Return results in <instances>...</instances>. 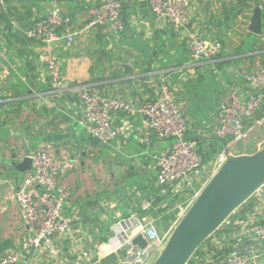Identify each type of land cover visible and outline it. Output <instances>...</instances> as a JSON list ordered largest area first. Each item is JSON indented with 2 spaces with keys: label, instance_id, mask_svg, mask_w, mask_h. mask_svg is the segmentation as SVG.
Masks as SVG:
<instances>
[{
  "label": "crops",
  "instance_id": "obj_1",
  "mask_svg": "<svg viewBox=\"0 0 264 264\" xmlns=\"http://www.w3.org/2000/svg\"><path fill=\"white\" fill-rule=\"evenodd\" d=\"M100 1L0 0V256L17 248L18 241L29 233L17 205L8 198L25 176L14 168L12 162L23 160L42 143L52 144L57 157L66 154L78 158L77 167L60 176L58 183L69 192L65 211L67 214L77 212L74 226L78 228L85 246L92 251L98 246L100 250L104 249L110 225L117 219L128 216L152 219V213L154 218H159V213L164 212L165 202L169 200L167 196L183 202L188 199L185 195L171 194L168 188L163 190L155 186L156 167L152 153L167 148L169 140L154 144L142 142L139 137L141 116L118 113L112 122L117 130L116 137L109 144L99 142L77 122L82 89H97L120 97L139 95L153 99L157 97L160 85L166 82L184 114L188 105L197 103H190L191 89H195L192 85L201 86L200 81L212 69L215 80L224 91L223 99L219 101L217 98L212 106L206 105L199 112V118L184 115L186 136L197 143L205 162H209L212 158L206 154V144H219L220 149L224 145L228 147V142L223 143L226 139L216 137L212 130L218 108L227 100L228 88L236 86L245 94L250 91L233 70L238 67L255 69L264 60V47L254 49L258 42L254 37L261 34L255 35L248 30L257 5L253 0L192 2L186 22L178 30L152 14L149 0H121L124 22L121 33L102 27L83 29L88 9ZM54 7L66 13L79 32L73 42L60 39L51 44L62 78V86L57 91L50 88L45 63L40 58L43 42L27 38L24 34L27 27ZM260 7L261 16H264V4ZM235 16L236 22L232 20ZM245 19L242 50L234 52L231 47L223 48L213 60L191 62L187 48L190 35L216 38L222 43L217 35L237 32L239 23ZM195 98L198 100L200 96ZM203 102L204 105L207 103ZM255 114L257 117L254 119L264 120V108ZM104 156H114L118 160L114 167L119 168L117 173L111 172L113 184L108 189H103L101 184L98 187L92 181L93 170L88 164L94 159L102 167ZM97 172L95 169L93 173L99 178L96 174L103 172ZM118 173L120 178L115 185L113 178ZM148 200L153 204L152 209L142 211V203ZM182 212L181 209L168 219L171 225L166 230L174 226ZM252 214L256 222H264V199L256 202L251 198L239 206L230 217L231 223L223 224L207 238L201 246L202 251L209 255L214 252L216 263L236 250L249 256L251 263L264 264L263 243L250 236H239L242 223ZM64 244L61 254L55 259L47 254L37 256L30 253L18 264H107L113 257L103 253L92 261L81 260L80 263L77 254L70 252L68 244Z\"/></svg>",
  "mask_w": 264,
  "mask_h": 264
},
{
  "label": "built area",
  "instance_id": "obj_2",
  "mask_svg": "<svg viewBox=\"0 0 264 264\" xmlns=\"http://www.w3.org/2000/svg\"><path fill=\"white\" fill-rule=\"evenodd\" d=\"M253 1L264 4V0ZM192 2L196 3L198 0H149L148 3L156 18L168 21L173 29L178 30L186 22L187 10ZM121 11V0H101L88 9L83 29L102 27L121 33L124 30ZM78 33L71 18L57 7L52 8L43 18L35 20L24 31L27 38L40 40L44 44L40 58L45 63L49 85L53 91L61 88L62 78L51 44L60 39L73 42ZM187 48L191 62L197 63L217 58L223 45L216 38L192 34L187 40ZM233 72L244 80L250 90L249 94L242 93L236 86L229 87L227 100L220 104L212 127L216 137L227 139L230 144L238 143L247 136L248 119L264 108V60L255 69L238 67ZM79 100L81 110L77 118L78 124L103 144H109L117 135L112 122L118 113L141 116L139 137L142 142L154 144L156 141L171 140L163 151L152 153L156 167L155 186L163 190L168 188L173 195L188 196L183 202L185 208L182 214L226 159L222 149L209 162H205L197 143L186 136V118L178 106L173 90L166 82L160 85L159 93L153 99L139 95L120 97L84 88L80 91ZM29 157L31 169L25 172L22 181L8 197L17 205L19 216L29 233L18 241L17 248L0 256V264H18L30 253L37 256L47 254L55 259L61 254L64 243L68 244L70 252L77 254L80 263L81 260L92 261L103 253L104 256L114 255L117 264L152 263L154 253L161 250L173 227L159 232L153 218L121 217L110 225L104 249L100 250L98 246L97 250L92 251L85 246L78 228L74 226L78 219L77 212L66 213L69 192L58 183L60 176L77 167L78 158L68 157L66 154L57 157L52 144L48 142L40 144ZM263 186L264 184L249 198L256 202L264 199ZM152 207V202L148 200L142 203L141 210L149 211ZM256 221L252 214L250 219L242 223L239 236H250L264 245V222ZM229 223L230 217L223 224ZM150 231L154 235L153 246L146 236ZM138 234H142L147 240L144 249L132 243V239ZM201 246L194 259L204 264H255L251 263L249 256L236 250L216 263L215 253L205 254Z\"/></svg>",
  "mask_w": 264,
  "mask_h": 264
},
{
  "label": "water",
  "instance_id": "obj_3",
  "mask_svg": "<svg viewBox=\"0 0 264 264\" xmlns=\"http://www.w3.org/2000/svg\"><path fill=\"white\" fill-rule=\"evenodd\" d=\"M261 5L257 3L248 30L262 33ZM225 161L200 189L173 226L166 242L151 264H187L197 249L218 230L260 186L264 184V141L250 153H232L226 145ZM20 172L31 169L29 156L13 161ZM132 243L144 249L147 240L136 235Z\"/></svg>",
  "mask_w": 264,
  "mask_h": 264
},
{
  "label": "rangeland",
  "instance_id": "obj_4",
  "mask_svg": "<svg viewBox=\"0 0 264 264\" xmlns=\"http://www.w3.org/2000/svg\"><path fill=\"white\" fill-rule=\"evenodd\" d=\"M232 20L234 22H236L237 16L232 18ZM236 28H237V26H236ZM245 28H246V19L243 22L239 23V27H238L237 32L231 33V34H226L224 36H221L222 34L217 35V37H220L222 39L223 48L229 49L231 47L232 49H234V52H238V51L242 50L243 46L241 47V43L245 40L244 39V36L246 33ZM262 30H263V32L261 33V35L259 37H254L255 41H258L257 43H255L254 49L264 47V22L262 25ZM200 82L202 83L201 86H198L195 84L192 85V87H195V89H191L192 91L190 93L192 94V98H191L190 103L193 104L196 101H197V103H194V105L190 104L185 109L184 115H186L188 118H192V119L199 118L201 116V114L199 112L203 111L206 105L212 106V104L216 101L217 98L219 101H221L224 97V91L222 90V88L218 84L217 80H215L212 69L209 70L205 79H203ZM196 96L197 97L200 96V98L197 100V98H195ZM188 98H189V95H188ZM203 101H205L207 103L204 105ZM252 117L253 118L248 119V121L246 123V126L249 130L247 136L238 143H232V144L228 143L227 146L229 147L230 150L235 151L237 153L251 152L254 149H256L264 141V120H259L257 122V120L254 119V117H257L256 114H254ZM169 141H171V140H169ZM218 149H220L219 144H213V143L206 144V154H208L211 158H213L212 157L213 153H214L213 156H215L223 148H221L220 150H218ZM113 158H114V156H113ZM113 158L112 157H105V156L102 157V160H101L102 167H99L98 166L99 162H97L94 159H92L91 161L88 162V164H90V169L93 170V172L95 169H97L98 172H103V174H101V175H99V173L97 172L98 174H96V176L99 178H96L95 173L92 172V181L97 183L98 187L101 184V187L103 189L104 188L108 189L110 184H113L110 174H111V172L117 173V171L119 169L117 166L114 167V164H116L118 160L114 158V160H115L114 161ZM211 158H209V159H211ZM119 178H120L119 173L116 177L113 178V179H115V181H114L115 185H116V181ZM120 181H122V180H120ZM107 189H105V190H107ZM172 197L173 196H171V197L167 196V198H169V200L165 202V206H164L166 211H164L163 213L160 212L159 218H154L155 217L154 213H152L154 223L156 224V226L159 227L158 228L160 230L159 232H163L168 227H170L171 223L168 221V219H171L174 216L173 215L174 213L176 214V212L178 213L179 211H181V209L183 210L185 208V204H183L182 200L179 201V200L172 198ZM175 204H177L178 207ZM180 206H181V208H179ZM165 214H167V216L165 217V221H164L163 217ZM158 221H159V223H158ZM146 236H147L148 240L151 242V246H153V244H155L153 233L151 231L147 232ZM98 243H100V241H98ZM158 253L159 252H157V251L154 253V258L157 256ZM154 258H153V260H154ZM117 262H118L117 258H115L113 260V262L111 260L107 264H117Z\"/></svg>",
  "mask_w": 264,
  "mask_h": 264
},
{
  "label": "trees",
  "instance_id": "obj_5",
  "mask_svg": "<svg viewBox=\"0 0 264 264\" xmlns=\"http://www.w3.org/2000/svg\"><path fill=\"white\" fill-rule=\"evenodd\" d=\"M263 5V4H262ZM264 18V16H263V14H262V19ZM258 117H260L259 115H258ZM228 141L227 140H224L223 141V143L225 144V143H227ZM255 150V149H254ZM253 150V151H254ZM249 199H251V198H248L245 202H247V201H249ZM244 202V203H245ZM162 211H165V209H162ZM231 216H233V214L231 215ZM230 216V217H231ZM165 220V219H164ZM199 252V250L197 249V251L194 253V255L191 257V259L188 261V263L187 264H204L202 261H196L195 259H194V257H195V255L197 254ZM113 257H111L110 259H109V261H111L112 260V262H113V260L116 258L114 255H112ZM108 261V262H109Z\"/></svg>",
  "mask_w": 264,
  "mask_h": 264
}]
</instances>
